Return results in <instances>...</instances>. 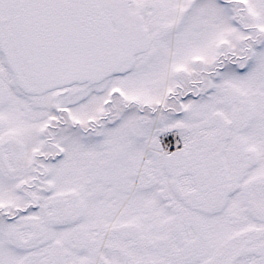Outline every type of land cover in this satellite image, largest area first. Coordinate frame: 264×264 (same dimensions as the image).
<instances>
[{"label":"snow or ice","instance_id":"1","mask_svg":"<svg viewBox=\"0 0 264 264\" xmlns=\"http://www.w3.org/2000/svg\"><path fill=\"white\" fill-rule=\"evenodd\" d=\"M0 264H264V0H0Z\"/></svg>","mask_w":264,"mask_h":264}]
</instances>
